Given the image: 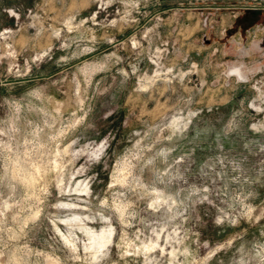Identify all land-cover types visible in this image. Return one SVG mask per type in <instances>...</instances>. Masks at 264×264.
<instances>
[{
	"label": "rangeland",
	"instance_id": "rangeland-1",
	"mask_svg": "<svg viewBox=\"0 0 264 264\" xmlns=\"http://www.w3.org/2000/svg\"><path fill=\"white\" fill-rule=\"evenodd\" d=\"M0 264H264V0H0Z\"/></svg>",
	"mask_w": 264,
	"mask_h": 264
},
{
	"label": "clouds",
	"instance_id": "clouds-1",
	"mask_svg": "<svg viewBox=\"0 0 264 264\" xmlns=\"http://www.w3.org/2000/svg\"><path fill=\"white\" fill-rule=\"evenodd\" d=\"M240 73H241V69H239V68H234V69L230 70V74H236L239 76Z\"/></svg>",
	"mask_w": 264,
	"mask_h": 264
}]
</instances>
